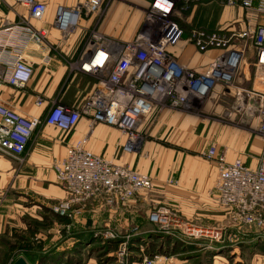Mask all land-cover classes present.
<instances>
[{"label": "built area", "instance_id": "2783aa9c", "mask_svg": "<svg viewBox=\"0 0 264 264\" xmlns=\"http://www.w3.org/2000/svg\"><path fill=\"white\" fill-rule=\"evenodd\" d=\"M26 7L29 18L43 21L47 4L38 0H14ZM107 0H86L75 7L59 6L56 26L67 37L83 17L102 15ZM221 4L241 14L215 29L183 27L184 13L200 6ZM134 37L125 43L91 31L88 52L80 56L79 69L97 79L94 91L77 107L55 104L44 119L25 118L0 107V154L18 162L25 161L28 143L43 122L63 132H71L86 117L90 126L97 123L119 129L125 141L122 150H139L144 135L140 131L143 117L154 109L184 110L192 101H205L217 89L231 92L232 108L223 121L248 130L263 140V150L255 168L241 160L227 161L224 153L212 147L203 156L218 166L213 195L236 225L264 228V0H150L148 13ZM16 40L0 53V89L11 86L25 90L34 75L25 52L31 45H45L47 31L31 24L19 27ZM182 41L207 57L202 71L180 63L172 49ZM215 54L211 57V54ZM45 103L38 97L37 106ZM88 139L68 146L65 159L54 165L57 182L67 198L52 206L61 217H69L77 206L89 202L102 205H126L153 189V178L129 166L116 164L87 149ZM147 222L155 231L180 235L188 239L210 238L219 242L224 229L187 222L177 213L159 207ZM137 229H134V233ZM106 240L114 233H99ZM125 235L117 249L123 264H156L167 260L161 254L142 255L131 260L129 240Z\"/></svg>", "mask_w": 264, "mask_h": 264}, {"label": "crops", "instance_id": "0c3cea01", "mask_svg": "<svg viewBox=\"0 0 264 264\" xmlns=\"http://www.w3.org/2000/svg\"><path fill=\"white\" fill-rule=\"evenodd\" d=\"M38 1L47 4L43 21L29 18L26 7L14 0H0V53L8 43L18 38L22 25L28 23L36 29L47 31L45 45H31L25 52L27 62L34 69L29 85L25 90L2 87L0 107L25 118L44 119L55 104L74 108L82 105L94 91L96 77L82 72L78 66L80 56L88 52L87 39L91 31L97 30L117 43L130 41L143 18L138 10L128 15L127 8L130 5L137 9L142 6L148 8L150 0H122L126 5L109 8L99 16L83 17L79 26L67 37L56 26L59 6L75 7L86 0ZM210 6L223 8L219 13L221 15H216L219 25L229 23L241 14L221 4ZM196 10L193 9L186 16L189 21L195 17ZM187 19L183 23L185 27L189 26ZM171 52L181 64L198 71H202L208 63L207 57L199 55L186 41H182ZM214 55L212 53L211 57ZM38 97L45 101L41 107L36 105ZM229 97L224 94V89L217 87L207 100L192 101L184 110L154 109L141 120L139 128L144 135V142L134 153L122 150L125 137L116 127L102 123L91 127L90 120L83 117L73 131L63 132L43 122L28 143L23 163L0 154V252L6 250L1 237L20 222L28 198L35 196L44 203L67 198V193L57 182L54 165L65 159L68 146L84 139H88L86 147L93 154L150 175L154 187L133 199L123 210L112 211L108 220L105 217L108 215H104L109 223L101 219L103 215L92 212L91 219L81 218L78 222L85 226L91 224V229L109 224L118 231L131 230L130 226L136 224L139 231L145 234L152 230L147 220L141 221L140 217L137 223L131 224L128 216L139 217L140 214L148 217L159 204H169L186 220L208 226H230L232 223L227 211L213 195L218 166L203 154L216 146L219 153L226 155L227 161L241 160L245 165L255 168L263 150V140L250 131L223 121L225 114L232 108ZM147 209H150L148 214L145 213ZM85 226L83 228H87ZM216 262L214 264H227ZM184 263L168 258L156 264ZM61 264L72 262L63 261ZM85 264L95 263L89 261Z\"/></svg>", "mask_w": 264, "mask_h": 264}, {"label": "rangeland", "instance_id": "374dc122", "mask_svg": "<svg viewBox=\"0 0 264 264\" xmlns=\"http://www.w3.org/2000/svg\"><path fill=\"white\" fill-rule=\"evenodd\" d=\"M121 4H125V1L107 0L103 6L106 12L107 9ZM196 9L198 10H196L197 13H195V17L193 18V20L189 21L186 17L189 16L191 11L193 10H188L184 13L190 27H204L215 29L219 26V23L217 21L218 17L216 18V15L221 13L223 11V8H211L210 5H205L200 6ZM137 10L138 14H140V16L143 18L142 22L144 29H149L148 27H146L144 22V18L148 13V8L142 6L141 9H137L134 5H130L127 8L128 15L137 13ZM142 22L136 32L141 31L139 29L142 26ZM226 95L227 97L229 95L231 96V92L228 91ZM229 98L228 100L231 103L232 98H230L231 100ZM243 128L247 129L245 131H249L248 128H250V125L247 123L245 126H243ZM143 142L144 140L141 141L140 144L142 145ZM173 182L174 180H172L171 183L173 184ZM60 201L62 200L53 201L52 203H44L35 196L28 198L27 207L24 209L25 212L22 215L20 222H17L16 227L12 228V230L9 231L6 239L10 240L11 243H18L21 238L29 239L30 242L41 241L44 245V252H47L46 254L52 253V255H55V253H59L57 255L60 257V260L63 259V261L66 262L71 261L72 264H85L89 261H93L95 264H123L122 262H119L117 257V249L120 245V242H123V240H125L124 237L125 235H128V233L133 232L132 236L144 234L143 232L139 231L136 224L130 226L132 227L130 228L131 230L126 231L119 229L118 231V229L111 227V225L109 226V224L107 226L91 229V227H89L91 226V224L89 226H85L83 223L78 222L81 218H90L91 212L94 214L98 213V216L103 215L101 219L107 221L112 211H121L126 207L127 204L107 206L102 205L100 202H89L84 206L75 207L71 213V216L61 217L56 215L52 211V206ZM159 207H163L174 213H177L182 219H184L183 216L172 205L169 204H159V206H157L152 211L158 209ZM149 210L150 209H147L145 213L149 212ZM104 215H108V217L105 216L107 220L105 219ZM137 216L138 215L128 216V222L132 224L137 223L140 217L141 221L142 219L147 220L148 218L147 215L141 216L139 214V217ZM184 220L196 225H201L194 221H189L186 219ZM107 222L109 223V221ZM79 225L80 227H78ZM82 225L87 228H83ZM202 226L223 228L224 235L222 240L216 242L211 241L210 238L188 239L180 235L172 236L155 231V228L153 226L151 232L149 233H157L170 236L171 243H168L169 249H172L175 242L178 243L179 241L184 244L183 247H178V250L175 253L166 251L160 253L161 255H164L165 257H168L172 260L178 259L182 262H185L184 264H214L219 258L220 260H217L218 262L216 263H219V261H223L227 264H264V228L236 225L234 223L230 224V226L228 227L223 225ZM134 229H137L135 233ZM108 232L114 233L116 235V238L104 241L99 233L103 234ZM34 233H36V235H34ZM80 235H82V237L85 236V238H88V241H79L78 237ZM108 241H112L115 243L117 242L116 247H114L113 244L109 245L107 243ZM147 241L148 240L146 239V245H140V251L141 247L144 248L143 255H147V245L151 243ZM129 244H131V239L129 240ZM156 244L161 248L162 246L167 247V244L165 243L166 245L164 246L163 242ZM165 249L166 248H164V250ZM16 253L22 254V250L17 249L15 254ZM5 255V251L0 252V263L4 259ZM139 256L135 260H138ZM130 258H133L132 254ZM49 261L50 264H56L53 262V259Z\"/></svg>", "mask_w": 264, "mask_h": 264}, {"label": "trees", "instance_id": "16d2710c", "mask_svg": "<svg viewBox=\"0 0 264 264\" xmlns=\"http://www.w3.org/2000/svg\"><path fill=\"white\" fill-rule=\"evenodd\" d=\"M182 26L185 27L184 25ZM185 28L188 30L187 27ZM8 234L9 232H7L5 236L1 237V242H3L6 245V250H5L6 255L4 256V259L0 264H14L15 261L20 258V256H23L31 264L48 263L50 262L49 260L51 259H53L54 260L53 262L56 264H61L63 262V259L60 260V257L57 255L59 253L57 254L55 253V255H52V253L46 254L47 252H44L45 249L43 242L41 241L30 242L29 239L21 238L18 243H11L10 240L6 239V236ZM34 235H36V233H34ZM78 238L79 241H88V238H85V236L82 237V235H80ZM146 239L148 240L147 242H151L149 244L147 243L148 250L146 249L147 252L145 251L146 254L150 257H153L154 255L160 254L165 251L175 253L177 252L178 247L184 246V244L178 241V243L175 242L173 244L174 246L172 247V249L171 248L169 249L168 243L169 244L171 243V237L168 235H161L157 233H146V234L136 235L131 238L130 251L133 257L131 260H135L138 258L139 255L140 256L142 255L140 251V245L141 244L146 245L145 242ZM160 242H163L164 246L167 244L166 245L167 247L162 246L161 248L159 245L156 244ZM107 243L109 245L113 244L114 247H116L117 244V242L115 243L112 241H108ZM164 248L166 249L164 250ZM17 249H21L22 254H17V253L15 254ZM56 255L58 256V258Z\"/></svg>", "mask_w": 264, "mask_h": 264}, {"label": "water", "instance_id": "95a60500", "mask_svg": "<svg viewBox=\"0 0 264 264\" xmlns=\"http://www.w3.org/2000/svg\"><path fill=\"white\" fill-rule=\"evenodd\" d=\"M14 264H29V263L27 262V260H26L25 258L20 257L19 259H17V260L15 261Z\"/></svg>", "mask_w": 264, "mask_h": 264}]
</instances>
